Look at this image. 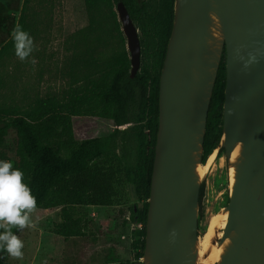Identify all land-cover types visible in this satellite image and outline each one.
Listing matches in <instances>:
<instances>
[{
    "label": "water",
    "instance_id": "95a60500",
    "mask_svg": "<svg viewBox=\"0 0 264 264\" xmlns=\"http://www.w3.org/2000/svg\"><path fill=\"white\" fill-rule=\"evenodd\" d=\"M130 77L140 65L138 29L115 6ZM225 53L222 135L234 181L216 264H264V0H175L159 75L158 127L147 200L143 264H195L201 164L210 98ZM217 150V149H216Z\"/></svg>",
    "mask_w": 264,
    "mask_h": 264
},
{
    "label": "trees",
    "instance_id": "16d2710c",
    "mask_svg": "<svg viewBox=\"0 0 264 264\" xmlns=\"http://www.w3.org/2000/svg\"><path fill=\"white\" fill-rule=\"evenodd\" d=\"M118 2L124 4L138 29L140 70L130 77L129 53L122 46L109 55L106 66L111 77L107 83V80L89 86L85 83L67 101L39 100L26 110L0 105V147L8 130L13 129L16 145L12 163L24 172L25 182L37 201L36 208L29 213V221L38 219L45 211L59 209L61 222L57 233L65 238L84 234L79 220L70 217V209L109 206L130 185L142 205L130 207L128 221L140 226L132 231V262L119 264H143L147 200L158 127L159 75L171 33L175 0H84L88 26L77 33L84 46L82 54L92 55L95 44L106 45L102 32L116 31L123 41L113 10ZM106 8L107 14L103 11ZM107 15L108 23L102 25ZM11 42L12 37L6 44ZM149 44L154 46L150 63L145 59ZM224 86L223 51L207 113L202 164L215 149L224 152L219 147ZM75 126L79 139L74 134ZM126 132L131 135L134 155L128 153L122 142L118 156L116 140L119 133ZM202 194L200 185L198 206ZM5 227H11L17 236L24 229ZM0 264H12L1 250Z\"/></svg>",
    "mask_w": 264,
    "mask_h": 264
},
{
    "label": "rangeland",
    "instance_id": "374dc122",
    "mask_svg": "<svg viewBox=\"0 0 264 264\" xmlns=\"http://www.w3.org/2000/svg\"><path fill=\"white\" fill-rule=\"evenodd\" d=\"M24 1L0 0V105L26 110L39 100L64 102L85 83L89 86L101 80L108 82L111 72L106 65L110 53L122 46L126 48L123 33L121 41L116 31L102 32L106 45L95 44V52L84 55V46L77 34L88 26L84 0ZM108 10L103 11L107 14ZM20 21L22 28L33 39V51L23 61L15 55L14 42L6 44ZM101 23H108V15ZM146 50L145 59L150 63L154 58V46L149 44ZM74 134L77 139L80 138L77 126ZM122 142L133 156L134 144L129 132L119 133L117 137L115 151L118 156L121 155ZM15 145V131L9 129L0 147V159L13 162ZM199 165L203 168V174L198 176L203 194L198 206V236L205 231L211 214L225 210L230 193L229 163L224 152L215 149ZM133 205L140 207L142 201L127 185L109 206L73 207L70 217L79 220L84 234L68 238L57 233V225L61 222L60 210L45 211L18 235L24 244L20 258L12 257L3 249H0L1 254L12 264L132 262V231L138 227L128 221L129 209ZM2 231L4 228H0Z\"/></svg>",
    "mask_w": 264,
    "mask_h": 264
},
{
    "label": "clouds",
    "instance_id": "9594fccd",
    "mask_svg": "<svg viewBox=\"0 0 264 264\" xmlns=\"http://www.w3.org/2000/svg\"><path fill=\"white\" fill-rule=\"evenodd\" d=\"M15 55L25 60L33 51V39L21 25L17 24L12 33ZM37 206L31 189L25 182L24 172L13 166L12 161L0 159V249L14 258L22 256L24 244L11 227L25 228L30 225L29 213Z\"/></svg>",
    "mask_w": 264,
    "mask_h": 264
},
{
    "label": "bare ground",
    "instance_id": "6f19581e",
    "mask_svg": "<svg viewBox=\"0 0 264 264\" xmlns=\"http://www.w3.org/2000/svg\"><path fill=\"white\" fill-rule=\"evenodd\" d=\"M240 147L241 144L238 143L232 151L230 158L228 159L230 186L233 184L234 181V165L237 161V158L239 157ZM196 174L198 176L203 174V168L200 167V165L196 167ZM222 211L223 212L211 214L207 219L205 231L199 234L195 248L197 253L195 264L219 263L221 256L229 245L230 241L228 238L224 241L220 240L222 230L225 226L227 219L226 209Z\"/></svg>",
    "mask_w": 264,
    "mask_h": 264
},
{
    "label": "built area",
    "instance_id": "2783aa9c",
    "mask_svg": "<svg viewBox=\"0 0 264 264\" xmlns=\"http://www.w3.org/2000/svg\"><path fill=\"white\" fill-rule=\"evenodd\" d=\"M137 226H140V225H137Z\"/></svg>",
    "mask_w": 264,
    "mask_h": 264
}]
</instances>
